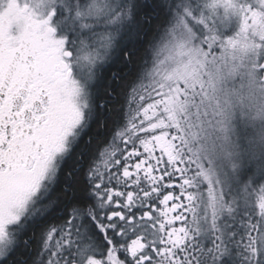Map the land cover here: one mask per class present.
Here are the masks:
<instances>
[{
    "label": "snow or ice",
    "instance_id": "6c2138e0",
    "mask_svg": "<svg viewBox=\"0 0 264 264\" xmlns=\"http://www.w3.org/2000/svg\"><path fill=\"white\" fill-rule=\"evenodd\" d=\"M256 192L264 0H0V264H264Z\"/></svg>",
    "mask_w": 264,
    "mask_h": 264
},
{
    "label": "rangeland",
    "instance_id": "374dc122",
    "mask_svg": "<svg viewBox=\"0 0 264 264\" xmlns=\"http://www.w3.org/2000/svg\"><path fill=\"white\" fill-rule=\"evenodd\" d=\"M221 100H223V97H221ZM259 103H260L259 100L253 101V104H252V110L253 111L255 110V107ZM201 115L203 116V112H201ZM203 119L205 120V126L207 127V121H208L209 118L208 117H203ZM217 127L218 126L213 125V127H211V128L208 129V131H209V139H212V138H217L218 139V142L220 144H222V149H221V153L220 154L223 155L224 153L227 152L229 146L222 139H219V138H222L223 133L222 132H219L217 130ZM201 191L204 192V193H211V187L209 186V188H203V189H201ZM262 196H264V193H262V192H256L254 194V198H255V200H256L257 203L260 202V198ZM199 203H200V205H203L204 206V209H202V210H207L208 213H209V215H211L209 196L208 195L201 196Z\"/></svg>",
    "mask_w": 264,
    "mask_h": 264
},
{
    "label": "trees",
    "instance_id": "16d2710c",
    "mask_svg": "<svg viewBox=\"0 0 264 264\" xmlns=\"http://www.w3.org/2000/svg\"><path fill=\"white\" fill-rule=\"evenodd\" d=\"M205 235H208V233L206 232Z\"/></svg>",
    "mask_w": 264,
    "mask_h": 264
}]
</instances>
